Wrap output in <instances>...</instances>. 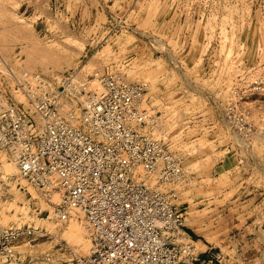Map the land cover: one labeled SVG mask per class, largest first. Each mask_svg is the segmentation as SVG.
I'll return each mask as SVG.
<instances>
[{
    "label": "rangeland",
    "instance_id": "374dc122",
    "mask_svg": "<svg viewBox=\"0 0 264 264\" xmlns=\"http://www.w3.org/2000/svg\"><path fill=\"white\" fill-rule=\"evenodd\" d=\"M6 66L21 80L116 72L147 83L153 135L185 159L173 204L195 264H264V0H0V89L14 86ZM9 165L3 158L0 226L39 235L0 264L88 255L84 213L59 216L64 195Z\"/></svg>",
    "mask_w": 264,
    "mask_h": 264
},
{
    "label": "built area",
    "instance_id": "2783aa9c",
    "mask_svg": "<svg viewBox=\"0 0 264 264\" xmlns=\"http://www.w3.org/2000/svg\"><path fill=\"white\" fill-rule=\"evenodd\" d=\"M5 70L14 86L1 82L0 168L6 158L33 187L60 191L58 215L79 209L93 230L88 255L52 261L47 253V261L195 264L198 254L182 242L184 214L173 204L176 186L188 178L185 159L153 135L157 118L144 106L148 84L116 72L89 80L74 72L34 73L21 80L10 66ZM37 235L0 226V254L13 256L20 242Z\"/></svg>",
    "mask_w": 264,
    "mask_h": 264
},
{
    "label": "bare ground",
    "instance_id": "6f19581e",
    "mask_svg": "<svg viewBox=\"0 0 264 264\" xmlns=\"http://www.w3.org/2000/svg\"><path fill=\"white\" fill-rule=\"evenodd\" d=\"M94 86H95V88H97L98 90L101 88L100 86H99V84L97 85V84H94ZM11 169H13V171L14 170H16V167L14 166V165H12V164H10L8 167H7V171H10ZM197 245H199L200 243H198L197 241H195V240H193ZM202 247V246H201Z\"/></svg>",
    "mask_w": 264,
    "mask_h": 264
},
{
    "label": "trees",
    "instance_id": "16d2710c",
    "mask_svg": "<svg viewBox=\"0 0 264 264\" xmlns=\"http://www.w3.org/2000/svg\"><path fill=\"white\" fill-rule=\"evenodd\" d=\"M190 232V234L193 236V237H195V235L191 232V231H189Z\"/></svg>",
    "mask_w": 264,
    "mask_h": 264
},
{
    "label": "crops",
    "instance_id": "0c3cea01",
    "mask_svg": "<svg viewBox=\"0 0 264 264\" xmlns=\"http://www.w3.org/2000/svg\"><path fill=\"white\" fill-rule=\"evenodd\" d=\"M204 257H205V254H204Z\"/></svg>",
    "mask_w": 264,
    "mask_h": 264
}]
</instances>
